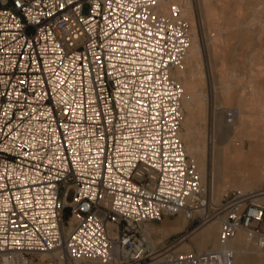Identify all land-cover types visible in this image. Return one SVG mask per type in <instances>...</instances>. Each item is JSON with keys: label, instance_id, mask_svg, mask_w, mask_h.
<instances>
[{"label": "built area", "instance_id": "2783aa9c", "mask_svg": "<svg viewBox=\"0 0 264 264\" xmlns=\"http://www.w3.org/2000/svg\"><path fill=\"white\" fill-rule=\"evenodd\" d=\"M190 45L174 0H0V264H235L241 231L264 246V188L217 200L180 136ZM179 216L154 244L148 225ZM213 222L218 248L180 249Z\"/></svg>", "mask_w": 264, "mask_h": 264}, {"label": "rangeland", "instance_id": "374dc122", "mask_svg": "<svg viewBox=\"0 0 264 264\" xmlns=\"http://www.w3.org/2000/svg\"><path fill=\"white\" fill-rule=\"evenodd\" d=\"M179 1L186 9L184 16L190 25L191 47L195 49L194 59L187 57L185 68L176 74L189 100V106H185L182 99L180 125L187 154L204 182L212 175L217 200L233 189H258L264 185V118L257 119L250 112L255 109L253 86L264 84V0ZM215 107L239 108L245 119L243 125L236 130L238 117L233 124H226L219 111L215 115ZM218 135L221 145L217 146L214 142L217 144ZM187 140L192 142V149ZM253 150L255 156L246 153L249 170L245 171L239 162L241 151ZM252 169L257 170L255 178L250 177ZM241 175L245 186L240 183ZM254 179L256 182L251 181ZM189 226L182 216L168 217L150 223L148 232L157 245L184 234ZM204 228L183 242L180 249H191ZM217 243L219 225L204 249L217 248Z\"/></svg>", "mask_w": 264, "mask_h": 264}, {"label": "crops", "instance_id": "0c3cea01", "mask_svg": "<svg viewBox=\"0 0 264 264\" xmlns=\"http://www.w3.org/2000/svg\"><path fill=\"white\" fill-rule=\"evenodd\" d=\"M253 89L255 92L252 93V99H253L252 102L255 103V109L252 110L250 113L256 115L257 119H263L264 118V84H254ZM237 100L238 97L235 96V102H237ZM240 103H242V98H240ZM244 120L245 119L243 118V115L239 114L236 130L237 127H241L243 125ZM241 152L242 153L240 155L241 157L239 159V162L241 164V167L245 171H247L248 163L246 161V153L251 152L255 156V151L253 150V151H241ZM241 158H243V160ZM252 160H254V158L251 159V163H252L251 165L252 166L254 165L253 166L254 168L255 163ZM252 170L250 177L255 178L253 174H255L257 170L255 169ZM251 181L256 182L255 179ZM240 183L245 186V182L243 181L242 175H241ZM260 188H264V185ZM263 226H264V222H263ZM241 232H239L238 235L230 242V246L236 251L235 264H264V246L261 248L257 246L254 242H248L246 233L243 231ZM217 245L219 246L220 243H217ZM192 247H196V249H198L196 243L195 245L193 244Z\"/></svg>", "mask_w": 264, "mask_h": 264}, {"label": "bare ground", "instance_id": "6f19581e", "mask_svg": "<svg viewBox=\"0 0 264 264\" xmlns=\"http://www.w3.org/2000/svg\"><path fill=\"white\" fill-rule=\"evenodd\" d=\"M176 3H179L180 5H181V3H180V1L179 0H174ZM181 7H182V12H183V16H184V11L186 10L185 9V7H184V9H183V6L181 5ZM189 8V7H188ZM184 17H186V15L184 16ZM191 45H192V37H191ZM191 45H190V48H189V52H188V56L187 57H189V58H191L190 60H193L194 59V56H195V49H194V47H191ZM200 48V47H199ZM200 50V49H199ZM188 59V58H187ZM180 82V81H179ZM182 99H184V103L186 104L185 106H189L188 105V103H189V100L187 99V95H184L183 94V98ZM182 106H183V101H182ZM216 108V113H215V115H218L219 113H218V111L221 113V115H222V107H215ZM222 117H223V115H222ZM225 121V120H224ZM226 123V122H225ZM227 124V123H226ZM233 124V123H232ZM230 125V124H229ZM180 136H181V133H180ZM181 138H182V136H181ZM187 142H189V146H188V148L189 149H192L193 148V145H192V142L190 141V140H187ZM215 143V145H221V137L218 135V137H217V144H216V142H214ZM252 154V153H251ZM199 171V170H198ZM212 174V173H211ZM185 220V219H184ZM216 225H219L217 222H213V223H210L209 225H206V226H204L203 228V230H202V233H201V235L199 236V239L196 241V244H197V246L200 248V250L201 251H205V246L207 245V244H209V242L211 241V239H212V234H213V231L215 230V226ZM202 229V228H201ZM200 229V230H201ZM200 230H198V231H200ZM197 231V232H198ZM220 246V245H219ZM218 246V247H219ZM217 247V248H218ZM191 249H195V247H192ZM211 249V248H210ZM189 250V249H188ZM195 250H197V249H195ZM208 250V249H207ZM198 251V250H197Z\"/></svg>", "mask_w": 264, "mask_h": 264}]
</instances>
